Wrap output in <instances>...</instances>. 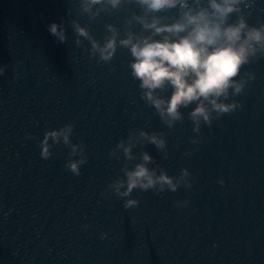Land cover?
I'll return each mask as SVG.
<instances>
[{"label": "water", "instance_id": "1", "mask_svg": "<svg viewBox=\"0 0 264 264\" xmlns=\"http://www.w3.org/2000/svg\"><path fill=\"white\" fill-rule=\"evenodd\" d=\"M78 8V0H0V65H9L0 76V264H264V58L245 66L256 79L234 97L242 109L197 134L192 105L169 129L140 98L129 50L118 47L111 63H98L87 40L76 46L68 23L77 20L102 44L105 25L123 35L138 7L94 21ZM251 13L250 24L264 21V0H254ZM61 21L64 43L48 31ZM69 123L88 157L80 176L64 168L70 149L63 143L50 159L40 156L45 133ZM139 129L163 133L167 157L152 144L133 153L148 151L169 176L188 169L192 188L136 189L128 198L139 205L125 209L127 198L108 185L128 162L122 150L119 159L109 152ZM177 200L188 204L178 209Z\"/></svg>", "mask_w": 264, "mask_h": 264}, {"label": "clouds", "instance_id": "2", "mask_svg": "<svg viewBox=\"0 0 264 264\" xmlns=\"http://www.w3.org/2000/svg\"><path fill=\"white\" fill-rule=\"evenodd\" d=\"M78 3L79 13L86 14L90 21L103 13L118 12L125 5L138 7L139 12L132 11L125 19L123 35L116 25H105L102 44L77 20L68 23L76 35V46H83L87 40L91 45L89 55L98 57V63H111L118 47L129 50L128 66L132 78L139 81L140 98L154 107L169 129L183 121L182 109L192 105L187 115L193 123L192 131L197 134L202 124L211 127L214 120L243 108L242 102L234 97L246 95L248 86L256 79L255 73L245 70V66L264 58V21L248 22L254 0H78ZM67 15H72L71 8ZM64 24L52 22L48 26L58 43L67 41ZM136 25L140 31L133 30ZM8 67L0 65V76ZM168 91L170 95H165ZM73 129L74 125L69 123L47 131L39 144L40 156L50 159L53 155L50 149L63 143L70 149L64 168L80 176L88 157L82 141L72 142ZM25 139H33L32 134L26 133ZM191 143H199V136L193 137ZM145 144L154 145L167 157L164 134L143 129L130 131L127 140L121 139L109 152L119 159L122 150L128 162L121 169L123 177L108 185L118 198H127L123 203L125 209L139 205L138 199L128 198L136 189L159 194L166 190L176 192L181 186L192 188L188 169H181L179 176H169L148 151H141L138 156L133 153L134 148ZM218 183L223 185L224 180ZM187 204L188 200L174 201L178 209Z\"/></svg>", "mask_w": 264, "mask_h": 264}]
</instances>
